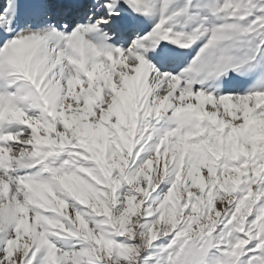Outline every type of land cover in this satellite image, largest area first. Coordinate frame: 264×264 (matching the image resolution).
<instances>
[{"label": "snow or ice", "instance_id": "1", "mask_svg": "<svg viewBox=\"0 0 264 264\" xmlns=\"http://www.w3.org/2000/svg\"><path fill=\"white\" fill-rule=\"evenodd\" d=\"M0 264H264V0H0Z\"/></svg>", "mask_w": 264, "mask_h": 264}]
</instances>
